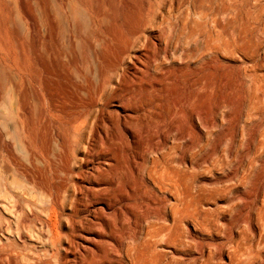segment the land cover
<instances>
[{
    "label": "rangeland",
    "instance_id": "obj_1",
    "mask_svg": "<svg viewBox=\"0 0 264 264\" xmlns=\"http://www.w3.org/2000/svg\"><path fill=\"white\" fill-rule=\"evenodd\" d=\"M144 53L156 80L135 94L161 98L152 128L168 131L149 158L168 152L183 174L121 195V213L96 195L146 140L101 143L99 107L113 137L122 124L108 112L136 111L91 103L100 86L121 94ZM262 90L264 0H0V264H116L113 228L150 262L264 264Z\"/></svg>",
    "mask_w": 264,
    "mask_h": 264
},
{
    "label": "bare ground",
    "instance_id": "obj_2",
    "mask_svg": "<svg viewBox=\"0 0 264 264\" xmlns=\"http://www.w3.org/2000/svg\"><path fill=\"white\" fill-rule=\"evenodd\" d=\"M51 22L53 23V20L50 19L49 16L47 15L42 16L38 30L40 40L42 42H45L47 37H49L51 34H54V28L52 27ZM63 22L64 24H69V21L66 18L63 19ZM75 22H78L77 19H75ZM208 48L216 49V46L210 45L208 46ZM136 58H137V62L140 64L138 65L137 63H135V69L132 75H130L132 76L130 77L131 80L126 83V88L125 89L122 88L121 85L120 87H117V89H124L123 92L119 95L117 94L118 96H116V94L107 92L105 86L104 87L100 86L98 88L97 94L98 96L100 95L101 98L100 99L98 97L94 98L91 103V106L98 105L99 103L106 104V102L109 103L114 98L122 97L124 98L125 101L123 103V107L125 108V110L127 108H131L136 111L134 113H128V112L122 113L119 110H112L108 112L113 126L115 125L117 126L118 125L117 123H120V125L122 124V132L116 134V137H113L110 135L108 131L109 124L105 123L106 122L105 112H104L105 110L99 107L98 110L100 114H95V117L98 118L100 122L103 121L106 128V130L104 131L105 134L102 135L99 130L100 126H98V133L102 135V137H100V140L102 141L101 143H104V141L106 140L116 145L117 143L115 142V140H118V143L120 141V144H123L127 149H131V144H130L131 138H135V139L137 138L138 140L141 139L146 140V142L142 144L140 151L135 150L133 151V153L128 155L127 163H124L121 159L117 158L118 163L117 165H115L116 171L112 176H109V178H107L108 186L100 189V193L96 195L106 198L108 205L113 207V209H119L121 213L123 210L122 207L130 208L131 205L130 203L121 204V200H120L121 195H124V197L130 199V196L132 195L131 196L132 198L133 194H135V192L139 188L144 189V192L146 194L155 193L156 191H158L155 187L162 189L167 187V185L177 184V182L181 179V175L183 174L182 167L180 165L177 164L174 165L172 163V160L168 152L162 153L160 156L156 155L151 159L149 158V152L151 150L156 149L165 142V140L167 139L166 133L168 131L167 130L154 131L152 128V126H154L160 129L162 126L161 124L164 123V119H162L161 113L157 111V109H160L162 107L161 98L152 99V97L149 94H147L146 97L139 98L140 94L137 93L138 97L135 94V91L138 90V88L139 89L142 88L141 87L142 84L148 85L154 80H156L154 77H151V73H150L151 70L150 64L152 61L151 55L149 53H144L136 56ZM122 61L123 60L120 61V64ZM67 69H69V67H67ZM139 73L141 75H139ZM121 84H125V83H121ZM262 94H264L263 90H262ZM140 109L144 111L140 112L139 111ZM83 113H86L88 116H91V111L83 110L82 112H79V114H83ZM197 118H198V113L196 110H193L192 112L193 128L197 127ZM139 119L142 120L143 125H142V129L137 131L131 125L133 121ZM129 133H132V136H130ZM156 137H159L160 139L157 142L151 144L149 141H151ZM109 151L113 153V157H116V148H113ZM8 166L9 165H7V167ZM149 181H152L153 185H150ZM103 182L104 181H100V180L97 181L95 183V186L92 187V189L96 188V185L100 186V184H102ZM152 203L153 202H149L147 203V205L149 206ZM117 204L119 205L121 204V206L116 208ZM99 211L102 212V214L104 215L105 212L103 207H100ZM128 213L130 214V212ZM123 215L126 218H128L126 213H123ZM134 223L137 224V221H135ZM89 224L95 226L96 223L90 221ZM118 232L120 231L117 230L116 228H113L112 239L110 240V242H108V245H111L112 251L114 252L113 262H115L116 264L121 263L119 262V259L123 257L122 251H124L125 254L127 255V258L130 260V264H152V263L159 264L158 262L155 261L150 262L148 257H143L145 255L144 251H141L140 249H137V251L136 250L133 251L134 248L131 246L124 247L123 240L121 238H118L117 235ZM146 242L147 241L142 242L141 245H144ZM145 246L148 247V245ZM115 258L116 260H114ZM122 264H125V262H122Z\"/></svg>",
    "mask_w": 264,
    "mask_h": 264
}]
</instances>
